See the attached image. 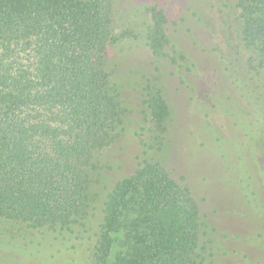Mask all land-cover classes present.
<instances>
[{
  "label": "rangeland",
  "instance_id": "1",
  "mask_svg": "<svg viewBox=\"0 0 264 264\" xmlns=\"http://www.w3.org/2000/svg\"><path fill=\"white\" fill-rule=\"evenodd\" d=\"M153 9L168 21L161 45L150 38ZM240 12L238 0L110 1L97 75L119 94L122 132L94 157V201L68 229L0 217V264H95L106 194L128 178L137 200L145 159L189 190L212 264H264V63L243 36ZM151 94L167 106L155 131Z\"/></svg>",
  "mask_w": 264,
  "mask_h": 264
},
{
  "label": "trees",
  "instance_id": "2",
  "mask_svg": "<svg viewBox=\"0 0 264 264\" xmlns=\"http://www.w3.org/2000/svg\"><path fill=\"white\" fill-rule=\"evenodd\" d=\"M110 1L0 0V217L68 229L92 205L94 157L122 132L119 94L110 95L97 75ZM238 6L243 36L264 63V0ZM151 17L150 38L161 45L167 17L162 9ZM148 102L155 131L167 106L157 94ZM140 165L137 200L128 178L106 194L95 264H212L189 190L158 162Z\"/></svg>",
  "mask_w": 264,
  "mask_h": 264
}]
</instances>
